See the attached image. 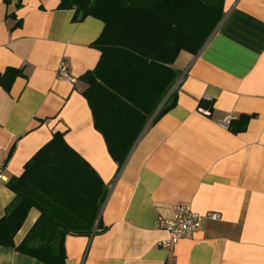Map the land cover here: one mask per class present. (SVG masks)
Instances as JSON below:
<instances>
[{
    "label": "crops",
    "instance_id": "obj_1",
    "mask_svg": "<svg viewBox=\"0 0 264 264\" xmlns=\"http://www.w3.org/2000/svg\"><path fill=\"white\" fill-rule=\"evenodd\" d=\"M58 4L0 0V76L8 68L22 72L13 79L7 72L0 83V218L15 197L9 179L60 131L109 187L105 229L68 235L66 264H264V0H224L203 45L180 51L172 66L181 81L164 99L175 90V104L153 121L159 105L120 170L81 79L101 58L91 44L105 24L94 16L75 20V9ZM63 60L71 78L57 75ZM105 118L100 126L119 138L117 121ZM182 203L220 217H204L198 230L165 248L160 218ZM39 216L29 210L16 245ZM0 264L42 263L0 245Z\"/></svg>",
    "mask_w": 264,
    "mask_h": 264
},
{
    "label": "trees",
    "instance_id": "obj_2",
    "mask_svg": "<svg viewBox=\"0 0 264 264\" xmlns=\"http://www.w3.org/2000/svg\"><path fill=\"white\" fill-rule=\"evenodd\" d=\"M223 3L59 0L58 8L75 9V20L94 16L105 24L91 44L101 51V58L81 79L88 84L83 93L95 125L103 131L119 170L159 105L163 102L153 121L175 104V90L164 100L179 76L172 65L181 50L196 52L203 45L222 17ZM110 63L114 69H109ZM7 72L12 79L22 73L8 68L0 83ZM104 117L117 121L119 138L112 133L107 136L100 126ZM7 185L15 197L0 218V245L13 246L42 264H66L68 235L91 237L105 229L100 215L109 187L60 131L54 132L26 162L22 174L11 177ZM33 207L40 210V216L16 245L14 237Z\"/></svg>",
    "mask_w": 264,
    "mask_h": 264
},
{
    "label": "built area",
    "instance_id": "obj_3",
    "mask_svg": "<svg viewBox=\"0 0 264 264\" xmlns=\"http://www.w3.org/2000/svg\"><path fill=\"white\" fill-rule=\"evenodd\" d=\"M57 75L64 78H71V75L67 68V63L61 61ZM181 78L177 81L179 83ZM205 99L209 100V96H205ZM200 111L209 114L210 111L204 108H200ZM232 120V116H228L224 121L225 124H229ZM1 151V146H0ZM3 179V173L0 168V181ZM218 219L220 214L217 212H207L206 214H200L196 212L191 205L182 203L177 204L174 208V213L170 218H160V225L168 233L167 237L160 240L159 244L165 248L173 246L181 238L189 236L195 230H198L202 226L203 218Z\"/></svg>",
    "mask_w": 264,
    "mask_h": 264
}]
</instances>
